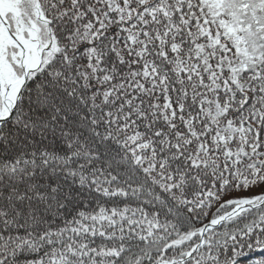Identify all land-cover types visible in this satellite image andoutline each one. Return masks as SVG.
<instances>
[{"label":"snow or ice","instance_id":"snow-or-ice-1","mask_svg":"<svg viewBox=\"0 0 264 264\" xmlns=\"http://www.w3.org/2000/svg\"><path fill=\"white\" fill-rule=\"evenodd\" d=\"M0 264H264V0H0Z\"/></svg>","mask_w":264,"mask_h":264}]
</instances>
